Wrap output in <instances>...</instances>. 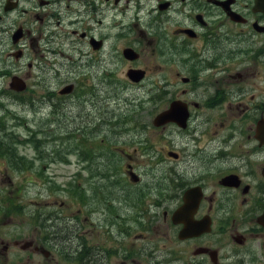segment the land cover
I'll use <instances>...</instances> for the list:
<instances>
[{"label": "flooded vegetation", "instance_id": "1", "mask_svg": "<svg viewBox=\"0 0 264 264\" xmlns=\"http://www.w3.org/2000/svg\"><path fill=\"white\" fill-rule=\"evenodd\" d=\"M50 55L62 68L86 62L103 85L119 74L136 89L156 85L168 104L157 115L180 104L186 119L158 130L170 157L148 164L168 163V182L150 198L134 182L98 202L109 189L98 185L87 205L75 188L77 214L89 213L70 215L48 181L33 213L20 188L4 190L0 264H264V0H0V109L21 97L26 110L30 72ZM63 87V97L77 90Z\"/></svg>", "mask_w": 264, "mask_h": 264}, {"label": "rangeland", "instance_id": "2", "mask_svg": "<svg viewBox=\"0 0 264 264\" xmlns=\"http://www.w3.org/2000/svg\"><path fill=\"white\" fill-rule=\"evenodd\" d=\"M58 59V55L43 58L30 72L31 90L22 97L29 104L26 110L20 108L21 97L15 98L7 113L0 109V200L4 190L20 188L19 200L24 204L32 201L34 213L41 209L40 201L45 196L38 187L49 181L50 189L63 187L65 193L61 192L59 198L67 203V212L74 215L79 213L71 199L76 189L80 192V201L88 205V195L94 200V189L106 185L109 189H102L97 195V201L103 202L106 190L117 195L119 190L134 187L135 181L128 173L131 167L140 176L137 181L140 188L150 198V192L159 182H168V163L163 165L164 169L153 171L151 165L147 166L150 160L145 158L146 151L153 156L163 155L170 149L167 135L152 124L161 110L157 105L162 109L168 106L166 101L155 100L158 86H146L148 82L141 89L126 86L124 74L111 81L106 78L103 85L101 76L94 78L90 74L86 62L73 70L69 69L71 64L62 68ZM62 61L67 63L63 58ZM16 67L22 68L23 75L29 71L25 63H16ZM56 68L61 74L56 73ZM157 79L156 76L154 81ZM67 83H73L77 90L63 97L59 90ZM52 99L56 103L50 102ZM31 103L38 105L33 109ZM6 135H11L12 140L4 138ZM142 141L148 144L140 145ZM11 159H16V163ZM222 162L218 161L214 168H220ZM45 165L50 167L46 171L42 169ZM78 171L79 177L75 173ZM107 173L109 177L105 176ZM28 184L36 186L25 191ZM0 205L3 218L8 207ZM88 208L84 207L77 215L88 214Z\"/></svg>", "mask_w": 264, "mask_h": 264}, {"label": "water", "instance_id": "3", "mask_svg": "<svg viewBox=\"0 0 264 264\" xmlns=\"http://www.w3.org/2000/svg\"><path fill=\"white\" fill-rule=\"evenodd\" d=\"M130 77L134 80L135 79L140 80L144 77V73L133 71L132 73H130ZM13 87H14V84H12V88ZM17 88H18L17 89L18 91H23V90H25V85L23 83H21L20 86ZM185 115H186V111H185L184 106H182L180 104H176L172 109L165 112L162 116L158 117V118H162L161 120L156 118L154 125L161 126L162 124H166V123L170 122V120L172 121L173 119L177 120L178 122H182V121H185V119H186Z\"/></svg>", "mask_w": 264, "mask_h": 264}, {"label": "trees", "instance_id": "4", "mask_svg": "<svg viewBox=\"0 0 264 264\" xmlns=\"http://www.w3.org/2000/svg\"><path fill=\"white\" fill-rule=\"evenodd\" d=\"M13 163H16V159H11ZM17 166L20 167L21 166V163H17Z\"/></svg>", "mask_w": 264, "mask_h": 264}]
</instances>
